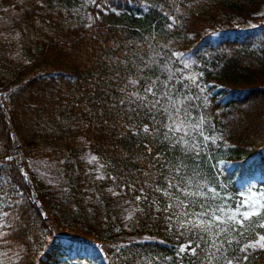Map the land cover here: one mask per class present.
Returning a JSON list of instances; mask_svg holds the SVG:
<instances>
[{
  "label": "trees",
  "instance_id": "trees-1",
  "mask_svg": "<svg viewBox=\"0 0 264 264\" xmlns=\"http://www.w3.org/2000/svg\"><path fill=\"white\" fill-rule=\"evenodd\" d=\"M262 7L264 0H0V262L243 257L239 248L264 229L248 226L233 239L198 231L184 217L200 204L169 182L209 185L233 207L247 187L264 188ZM153 82L156 107L144 91ZM166 91L182 101L181 116L190 113L184 131L166 127ZM193 144L200 148L190 151ZM244 264H264V250L249 249Z\"/></svg>",
  "mask_w": 264,
  "mask_h": 264
},
{
  "label": "snow or ice",
  "instance_id": "snow-or-ice-1",
  "mask_svg": "<svg viewBox=\"0 0 264 264\" xmlns=\"http://www.w3.org/2000/svg\"><path fill=\"white\" fill-rule=\"evenodd\" d=\"M169 28L172 27L171 24L168 25ZM173 56H176L178 59L183 57V53H173ZM184 67H189V60L184 59L182 61ZM193 83L196 82L197 77L191 76L188 77ZM171 80V77H169ZM131 83L135 84L136 81H132ZM163 87H167L164 85ZM187 87V85L185 86ZM145 93L152 95L153 101L152 106L156 107L160 104V99L157 97V91L155 90V82L149 84L147 87L144 88ZM132 95L136 96L137 99H142L138 93H133ZM163 97H168L171 100L170 92L166 91L163 93ZM178 103H182V101L171 100V111L168 108L163 109V111L167 114L168 119L171 121L170 124L166 125L170 131H184L186 120L190 117V113L185 110L183 116H181V108L177 107ZM0 107H2V103H0ZM200 123H203V119L201 118ZM190 128H196L200 136L203 138V141L208 142L211 141L215 143L216 137L204 135L202 129H199L198 125H189ZM145 131H148L145 128ZM189 133L185 131V135ZM183 139V137L181 138ZM179 142V141H178ZM187 143V141H185ZM199 144H193L189 150L199 149ZM8 159H12L8 157ZM97 158L95 156H91L89 159V163L96 161ZM101 167H103L101 165ZM178 171V170H177ZM25 178H27V174L25 173ZM103 178V177H99ZM177 187V191L181 192L185 197L192 198V197H203L207 199V193H211L210 199L212 201L219 200L220 203H206L201 204L200 207L202 211L198 213H194L197 217V222L193 223V227L201 228L204 231H210L212 227L217 228V232L215 233L216 236H219L223 233L225 236H230L233 232H236L238 228L244 229L245 231L248 230V226H252L251 230L255 232L256 228L264 229V188H256L255 185L247 187L245 190L238 193L239 199L235 202V206L228 204L227 201L230 197L221 196L220 193L217 191L216 188L208 187L207 185L203 184H195L191 179L186 181V186L183 188L178 187L177 185L172 184L169 182V188ZM195 188V190H191ZM159 190V189H158ZM111 191V190H110ZM116 193H114L115 195ZM164 194L170 195V192L165 191ZM137 201L141 199V197H136ZM177 200L179 198L177 197ZM190 203H195V200H189ZM181 205L184 204V201L179 200ZM172 207V205H169ZM138 209H132L129 211L128 215L125 217L126 220H131L135 211ZM187 215V213H183ZM3 215H8V213H3ZM203 217H207V219H202ZM255 218V220H254ZM247 222V224L245 223ZM3 224H0V227H3ZM183 227V225H181ZM243 235V231L240 233ZM7 233L0 232V239L6 236ZM256 239L251 240L239 248L241 253H244L243 257H233V258H225L226 264H244L248 260V251L251 249L253 252L256 250H264V234L259 232H255ZM227 244L229 246L232 245L233 240L228 239ZM225 241H221L220 247H223ZM238 243V241H237ZM213 246H216L215 241L213 242ZM191 247V243L187 245H182L179 249V253H184L188 248ZM193 254H195V249H192ZM2 264V262H0Z\"/></svg>",
  "mask_w": 264,
  "mask_h": 264
},
{
  "label": "rangeland",
  "instance_id": "rangeland-1",
  "mask_svg": "<svg viewBox=\"0 0 264 264\" xmlns=\"http://www.w3.org/2000/svg\"><path fill=\"white\" fill-rule=\"evenodd\" d=\"M260 15H264V7H262V9H261ZM251 24H252V23H248V24H246V25H251ZM187 180H188V179H185V182L183 183L182 188L186 186V181H187ZM191 180H192V179H191ZM192 182H193V185L197 184V183H195L193 180H192ZM207 186H208V187H211V186H209V185H207ZM191 190H195V188H193V189H191ZM211 195H212V194H211L210 192L207 193V199H206V198H203V197H194V198H195V202H196V204H200V205H201V204H206V203H213V204H215V203H220V202H221V201H218V200H216V201H212V200L210 199ZM200 211H202L201 207H200V210H195V209L191 210V211L188 213V216H187V217H184L186 223L190 224L192 228L197 229L198 231H201V232H204V233H209V234H214V235H215V233L217 232V228H216V227H212V228L210 229V231H204V230H202L201 228L193 227V223L197 222V217L194 215V213H198V212H200ZM202 219H207V217H203ZM254 220H255V218H254ZM245 223L247 224V222H245ZM242 231L244 232L245 230H244V229H240V228H238L237 231H236V232H233L230 236H225L223 233H221L219 236H220V237H223V236H224V237H226V238H231V239H233V238H235V237L237 236V234H240ZM58 234L60 235V233H58ZM59 260H60L61 264H70V263H68L67 261H65V259H64L63 256H59Z\"/></svg>",
  "mask_w": 264,
  "mask_h": 264
},
{
  "label": "water",
  "instance_id": "water-1",
  "mask_svg": "<svg viewBox=\"0 0 264 264\" xmlns=\"http://www.w3.org/2000/svg\"><path fill=\"white\" fill-rule=\"evenodd\" d=\"M31 197H32L33 202L36 204V206L39 207V203H38L34 193H31Z\"/></svg>",
  "mask_w": 264,
  "mask_h": 264
},
{
  "label": "bare ground",
  "instance_id": "bare-ground-1",
  "mask_svg": "<svg viewBox=\"0 0 264 264\" xmlns=\"http://www.w3.org/2000/svg\"><path fill=\"white\" fill-rule=\"evenodd\" d=\"M0 96H1V94H0ZM12 136V135H11ZM14 147H16L15 145H14ZM16 150V149H15ZM22 174H24L23 172H22ZM26 180V179H25ZM27 183H28V181H27Z\"/></svg>",
  "mask_w": 264,
  "mask_h": 264
}]
</instances>
